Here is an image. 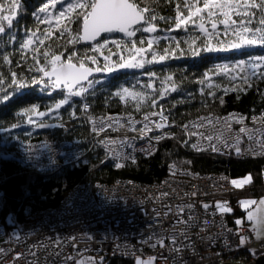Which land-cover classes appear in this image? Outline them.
Returning <instances> with one entry per match:
<instances>
[{
    "label": "trees",
    "instance_id": "16d2710c",
    "mask_svg": "<svg viewBox=\"0 0 264 264\" xmlns=\"http://www.w3.org/2000/svg\"><path fill=\"white\" fill-rule=\"evenodd\" d=\"M46 0H22V10L18 21L11 29V34H15L14 44L9 41L8 35L0 38V76L6 83L5 90H12L11 73L19 74L18 79L24 80L28 87L19 89L14 93L12 100L4 104L0 102V126L10 128L11 124L16 123L19 126L10 131H0V144L3 145V154L0 155V189L3 191V202L0 209L2 223L9 232H13L24 221L31 212L54 207L61 202L67 192L77 184L90 185L112 184L118 179H128L145 184H157L168 175L170 165L184 168L198 173H218L228 175L230 178H239L250 175L253 179V186L246 190L231 194L228 199L234 214H229L235 219L244 215L239 207V199L245 194L250 193L255 196L264 195V187H258L261 176V168L264 164V156L255 158L238 159L236 157H214L212 155L191 154L189 149L183 144V141H189L190 137L184 134L180 128L174 129L172 133L175 138H170L161 142L157 149L147 156L138 155L135 162L129 159L117 169L115 161L106 154L107 152L99 145L92 146V131L88 124L90 116H110L115 114H128L138 117L151 110H163L168 120L176 122L180 126L186 121L208 113L223 114L229 111H241L247 114H253L264 110V79L254 77L245 84L243 80L226 81L222 89L213 91L214 97L203 93L201 89L205 87L207 78L217 72V64L224 62H236L239 60L247 61L249 57L264 56V46L253 48L231 49L226 52H201L199 56L193 55L190 38L188 34L185 41L182 34L184 32L175 27L176 23V5L183 3V0H136L142 7L147 3L153 10L149 14L156 15L157 19L152 21L156 25V32L143 33L137 32L135 39L137 42L143 36L145 47H147V37L149 35H162L173 33L171 37H165L159 40L160 43L153 45L154 50L164 52L169 49L172 55L164 62H159L152 67H145L146 75L148 72L156 73V82H161L165 76H171V89L166 92L164 97H159V90L153 95L157 97V105L151 107L149 103L141 102L137 110L136 100H120L115 92L123 87L130 89H139L133 84V80H128L127 73L115 72L110 75V79L103 80L101 83H95L96 79H103L105 73L94 76L93 89L89 90L83 97H73L69 105H64L58 111L49 113L45 117H34L37 123L43 120L49 127H36L27 122V118H18L16 113L31 104H36L37 111L47 112L54 102L62 96L57 93L49 94V91H41L42 85H32L31 77L37 74L35 70L36 62L33 61V55L38 56L40 65L44 63L43 56L38 54L50 48L52 51L65 52V50H76L81 56L85 53L92 55L88 49L91 45H84L82 41L72 45L67 41L70 38L65 32L61 35L60 28L64 26L61 21L60 27L53 25L52 35L45 39V44L40 45L39 39H44L41 35L44 33L46 25L40 24V31L37 32L38 39L34 45L27 49H21L20 45L24 42L23 36L26 35V28L36 31L37 22L32 13L45 3ZM255 11V10H254ZM164 17L165 19H160ZM260 13L256 11L249 27H259ZM147 26V25H143ZM79 25H71L72 36H75ZM183 29V28H182ZM39 36L41 38H39ZM107 39L123 40L126 39L121 33H112L104 35ZM195 36H200L195 31ZM7 41V44L5 42ZM102 42V41H101ZM196 42L193 45L197 46ZM47 46V47H46ZM139 46V44H138ZM116 47L111 44L109 50L103 54L95 53L97 57V66L103 68L105 64L104 56L115 52ZM9 54L11 63L3 60V55ZM104 59V60H103ZM96 64L88 62V66L95 68ZM31 69V70H30ZM205 73H208L205 77ZM146 77V76H145ZM153 82V79L151 78ZM149 79L143 80V86L149 83ZM142 86V87H143ZM141 87V88H142ZM229 89L225 91V89ZM221 99L223 103H221ZM89 107L87 111L83 110V105ZM75 111L76 115L70 113ZM55 115H52L54 114ZM69 122L70 127L65 124ZM63 124V127L55 125ZM61 141L68 140L75 149L82 151V156L75 162L67 164L58 170L41 171L33 166L22 163L20 159L21 143H32L37 141ZM190 162V163H189ZM104 264H135L134 258L117 255H106Z\"/></svg>",
    "mask_w": 264,
    "mask_h": 264
},
{
    "label": "snow or ice",
    "instance_id": "6c2138e0",
    "mask_svg": "<svg viewBox=\"0 0 264 264\" xmlns=\"http://www.w3.org/2000/svg\"><path fill=\"white\" fill-rule=\"evenodd\" d=\"M58 5L59 10L55 11ZM21 10L22 0H0V38L4 35H8L9 41L14 44L16 39L15 34L9 35V33L18 21ZM152 11L153 10L147 3L142 7L136 2V0H46L45 3H42L37 10L32 13L33 18L37 22L36 31L26 28L25 34L28 36V39L24 40V42L20 45V48L27 49L30 45H34V42L37 39L36 34L40 31V24L46 25L44 33L41 34L44 36V39H39V44L44 45L45 39L52 35V20L55 19L57 27H60L62 20L64 21V26L60 28V32L61 35L65 32L68 33L70 37L67 41L68 44L72 45L81 40L93 42L91 47L88 49L92 55L85 53L84 56H81L76 50H65V52H59L52 51L48 48V50H44L42 53H39V50H37L38 54L43 56L44 63L40 65L37 55H33L32 59L36 62V73L42 75L39 76V79L36 75L32 76L31 84L42 85L41 91H49L50 95L57 93V90H59L58 94H60L62 98L56 100L54 104L47 109V112L37 111L38 106L36 104H31L28 107L20 109L15 114L16 117L21 119L27 118V122L36 127H49L50 125L45 124L43 120H40V122L37 123V120L34 119V117H45L49 113L58 111L62 106L69 105V102L73 97H83L89 92V90L93 89L94 81L89 79V77L94 72L112 73L118 69L144 68L145 64H152L157 61V59L159 61H164L167 58L169 49H165L164 54L162 55H158V53L152 51L151 60L145 58L147 53L153 48V45L156 43L158 38H149L147 40V47L144 46L145 40L143 39V36L139 42L135 39L137 32H140L141 30L143 33L156 32V25L152 23V21H155L157 17L156 15H151L149 18V14ZM185 11L187 13L186 15L184 14ZM256 11L260 13V26L252 28L248 25L251 24L252 19L256 15ZM233 17H239V19H234ZM193 18L200 21L199 30L205 35H208V29L205 27V23L210 22L211 28L214 32L217 29V25L222 24L225 28V35H228V29L231 28V35L235 37V40L228 43L227 48L223 46L213 48L211 44H206L203 48L194 49V56H199L201 52L208 53L228 51L230 49H241L246 46L255 45L264 46V0H183L182 5H176V28H180L181 25H187L189 21L195 22ZM160 19L165 18L160 17ZM72 24L79 25V29L75 36H72L71 33ZM143 25L147 26L145 27ZM112 33H123L126 39L109 41V39L102 35ZM110 43L114 44L121 52L126 51L128 53L127 60H125L124 56H121L120 62L110 64L107 63L110 57L105 56L104 59L106 63L103 68L99 66H96L95 68L88 66L89 61L92 64H97V57L95 53L101 52ZM5 44H7V41ZM3 60L6 63H11L9 54L7 53L3 55ZM235 65H247L251 69L252 74L255 75L258 68H264V56L249 57L247 61L239 60L235 62ZM215 67L217 69H222L225 73H227L229 65L217 64ZM147 74L150 82L145 87L147 89H154V85L151 83V78L156 76V73L148 72ZM207 75L208 73H205V77H207ZM18 76L19 74L16 72L11 73V91L4 89L3 86L6 81L2 76H0V102L4 104L9 103L17 90L28 87V84L24 80L18 79ZM259 78L264 79V72H261ZM164 80L171 81L172 77L165 76ZM243 81L245 84H249L248 77H243ZM162 83H164V81H162ZM175 90L176 88L173 85L171 91ZM228 90L229 89L227 88L225 89V91ZM167 91L168 89L162 88L158 93L159 97H164ZM201 91L203 92V89H201ZM115 95L119 96L122 101L125 100L126 95L131 96L137 102V110H139L141 102L149 103L151 107H155L157 105V97L155 95L150 96L147 92L143 91H130L127 87L118 89L115 92ZM207 95L212 97L215 96L212 91H209ZM221 103H223L222 99ZM88 107L89 106L87 104H84L83 110L87 111ZM70 115L75 116V111L73 110ZM157 115L160 117L159 122L153 120L151 123L155 125L156 129H162L165 127V121L167 120V117L163 114V110H161L160 113H146L144 115V121H149L150 116ZM229 118L216 117L213 119V117L209 115L207 117L198 118V123L190 121L189 124H182L180 127L186 136H196L201 140L208 141V146L213 152L221 151L219 145H223L225 148L233 147L236 154L240 155L242 153V148L240 147L241 137L239 134L246 133L248 135V139L251 141L253 140L254 133L259 132L260 129H248L247 127H241L239 129V134L233 137L231 125L227 123ZM89 119L93 121L94 132H103L104 128L110 124L112 118L109 117L107 121H95L92 117H89ZM253 120H256L255 116L253 117ZM243 121L244 118L241 116L236 122L243 124ZM217 124L222 127H215ZM206 125L208 126L206 131L192 130L205 128ZM261 125L264 127V113L261 114ZM18 126L19 125L16 123L11 124L10 128L0 126V131H10ZM55 126L63 127L64 125L61 123ZM129 126L135 131L134 123L132 122L130 116ZM150 131L151 128H149L148 123H145L140 129L142 134ZM165 136L175 138L174 133H164L163 135H156L154 139L159 142L164 139ZM233 139L234 143L230 145L228 141ZM213 141H215V143H212ZM99 143L104 144L107 147L108 144H116L117 142L115 140H100ZM256 143L260 145L259 154L264 155V138L256 137ZM121 144H123V141H121ZM183 144L185 147H188L189 141H183ZM191 147L197 152L202 150V145L199 143H192ZM26 151L28 152V158L31 159L30 146L26 149ZM143 151L150 155L152 153V148L150 146L147 149H143ZM248 151L251 152L252 155L257 154V151L251 147ZM108 152H111L116 157L117 161L120 160V152L114 151L110 148L108 149ZM128 158L129 157L127 155H124V159ZM132 160L135 162L134 157H132ZM52 162L55 163V161ZM115 167L119 169L122 167V164L120 162H116ZM169 167L171 169L174 165H170ZM248 180L249 177L245 176L243 181L232 180L231 183L236 187H240L244 182H248ZM193 195L195 196L196 193H193ZM238 203L239 206L246 212L247 220L252 222L251 232L255 235V239L264 245V198H260L258 201L253 199H241ZM253 205H258V207H250ZM185 207L191 210L194 206L191 204L178 206L180 214H183ZM203 207L207 209L209 206L204 204ZM215 207L220 213L234 214V209L227 201H217ZM193 219L194 218L189 215L186 220L178 219L176 221V223H183L186 225V229L181 233V236L189 241H191V238L187 235V229L193 226ZM207 224L208 221H204L203 225L198 224L195 226L201 227V229L204 230V225ZM234 225L236 227L235 229H232L227 228L225 224H222V233L218 236L210 235L208 237L209 243H213L222 237L223 247L231 250L233 247L229 239V235L231 234L234 235L238 241L235 247H246L250 243L251 237L244 234L246 231L244 228V219L242 217H237L234 220ZM90 238L94 239V237ZM72 239L75 240V237H72ZM148 239L151 240L152 237H149ZM200 239L203 240L205 237L201 236ZM170 244L171 247L169 248V251L173 253L186 251L187 248L191 246L190 244H183L175 235L171 236ZM151 246L168 248L169 239L166 237H157L156 243ZM248 250L252 254H255L257 251L255 248H249ZM0 251L4 250L0 249ZM22 255L23 253H17L14 259H18ZM154 259L155 258L152 256H149L147 259H142L137 256L135 258V264H153ZM181 259H183V257H181ZM90 264H104V258L100 257L98 262L95 261V259H92L90 260ZM173 264H175V259L173 260Z\"/></svg>",
    "mask_w": 264,
    "mask_h": 264
},
{
    "label": "built area",
    "instance_id": "2783aa9c",
    "mask_svg": "<svg viewBox=\"0 0 264 264\" xmlns=\"http://www.w3.org/2000/svg\"><path fill=\"white\" fill-rule=\"evenodd\" d=\"M149 112L160 113L161 110H153L146 113ZM146 113L136 118L128 114L125 117L117 114L106 117L90 116L95 121H107L109 117L112 118L110 124L104 128L103 132H95L96 138L92 143H97L106 150L110 148L120 152V159L122 160V156L125 154V146L116 148L112 144H108L106 147L99 141L112 140V136L123 132L126 134L125 140L129 136L127 142H131V148L133 149L137 145L135 148L137 149L143 146L144 144L142 143L144 142L148 144L146 140L149 139V134L163 135L166 133L170 122L168 120L165 121L167 129H164L165 127L156 129L151 121L159 122V115L150 116L149 121H144ZM262 113H264V110L246 117L241 113L231 111L226 114H211L210 116L213 119L216 117L229 118L231 114L227 123L237 124V127L232 130V136L235 137L239 134L241 127L264 129L261 122L253 120L254 116L260 117ZM163 114L166 116L164 112ZM129 116L134 123L135 131L129 126ZM207 116L209 115L206 114L200 117ZM239 116L244 118L243 124L236 122ZM200 117L190 121L198 123V118ZM248 120H252L255 125H246L245 123ZM189 122L185 124H189ZM145 123H148L151 131L142 134L140 129ZM88 124L93 130V121L89 118ZM65 125L67 127L71 126L69 122H66ZM215 127L219 128L218 124ZM207 128L208 126L206 125L205 128L192 130L206 131ZM107 129H110V131L107 132ZM256 134H259V132L254 133V136ZM239 135L240 137L243 136V134ZM198 140L201 139L197 137L195 142ZM252 145L250 144L249 146ZM29 146L31 159L28 158V152L26 151ZM20 150L22 163L33 166L38 170H58L72 161L75 162L81 156V151L75 149L66 140H41L32 143H21ZM1 154H3V148L0 144ZM108 155L113 160H116V157L111 152ZM247 155L252 154L250 152ZM52 161H55V163ZM188 174L190 175L189 179L185 177L175 179L172 176H168L163 180V183L161 182L159 187L146 186L139 188L138 185L130 187L117 185L118 187H115L113 186L114 184L103 186L104 188L95 187L98 190L96 191L97 197L88 194V187L83 188L84 186L81 187L82 185L78 184L64 196L58 206L32 215L26 223L21 225L19 230L16 231L17 233L15 231L8 232L6 226L1 222L0 216V249L4 250L0 251V264H78V262L79 264H86L85 262L88 261V258H92V255H101L102 257L117 255L133 258L142 256L144 259L152 256L155 258L153 264H173L174 259L175 264H221L222 262H243L245 259H249L251 263L258 256L263 255L264 245L256 239H251L246 247L237 248L235 245L238 241L234 235L230 234L229 239L233 245L231 250L223 247L222 237L213 243H209L208 237L210 235L218 236L222 233L221 225L224 223L208 221V224L204 225V230L195 226L198 224L203 225V222L208 220L205 218L207 214L208 216L216 214L214 212L216 207L211 203L208 204L205 201L206 197H202L207 192L210 194L212 184H208L206 178L201 177L199 179L197 174L192 172ZM193 193H196V195L194 196ZM149 194L152 195L146 197ZM197 200L200 203L199 207L202 205L203 210L195 205L191 210L185 207L183 214L179 213L178 206L197 204ZM2 202L3 194L0 190V209ZM204 204L209 207L205 209L203 207ZM51 215L55 216L45 219L46 216L50 217ZM189 215L194 218L192 221L193 226L187 229V235L191 238V241L181 236V233L186 229V225L176 223L178 219L186 220ZM244 228L246 229L244 234L250 236L248 228ZM25 235L27 236L25 237ZM172 235H175L183 244H190L191 246L180 253L170 252V238ZM201 236L205 237V239L201 240ZM20 237H24L26 242L31 240L29 246H32L34 251H29V247L26 244L18 245ZM72 237H75V240ZM90 237H94V239ZM149 237H152V239L149 240ZM157 237L168 238L169 247H152L151 245L156 243ZM39 244H41V248L37 247ZM19 247H24L28 252L18 259H14L17 253H22ZM249 248H255L257 250L256 253L252 254L248 250ZM242 250L247 251L249 257H238Z\"/></svg>",
    "mask_w": 264,
    "mask_h": 264
},
{
    "label": "rangeland",
    "instance_id": "374dc122",
    "mask_svg": "<svg viewBox=\"0 0 264 264\" xmlns=\"http://www.w3.org/2000/svg\"><path fill=\"white\" fill-rule=\"evenodd\" d=\"M58 10H59V5L57 6V9H55V11H58ZM184 14L185 15L187 14L186 11H185ZM233 18L234 19H239V17H233ZM193 19H194L195 22L189 21V23L187 25H181V27L179 28L180 30H182L184 32V34H182V36H183V39L185 41H187L185 39V37H187V30H188V34H190V36L193 37V38H190V43H191V48L192 49L203 48L206 44H211L213 48H217V47H221V46L227 48L228 43L230 41H232V40H235V37L231 35V32H232V29L231 28L228 29V35H225L224 25L218 24L217 25V29L214 32L212 30V28H211V23L210 22H206L205 23V27L208 29V35H205L204 33H201L200 30H199V23H200V21L198 19H195V18H193ZM55 24H56V21H55V19H53L52 20V25H55ZM195 31H198L199 34H200V36H195L194 37ZM171 34H173V33H168L167 32V34H165L166 36H162V35H159V36L158 35H154V36H152V35H149L147 37V40L149 38H158L156 40V44H157V43H160L159 42L160 39L165 38V37H168V36L171 37V39H173L174 38V36H173L174 34L173 35H171ZM39 38H41V37L39 36ZM25 39H28V36L27 35H24L23 36V41ZM37 39H38V37H37ZM109 41H112V39H109ZM198 41H199V43H198L197 46L193 45L194 43H196ZM256 46H258V45H255V46H246L244 48H253V47H256ZM110 47H111V43L108 46H106L101 51L102 54H103L104 51L109 50ZM115 50H116L115 52L109 54L110 59H109V61H107V63H110L111 64V63L120 62V57L121 56H124L125 60H127L128 53L126 51L125 52H121L117 48ZM152 51H155L156 53H158V55L164 54V52H161L159 50L151 49L147 53V55L145 56L146 59L151 60V52ZM101 52H99V53H101ZM218 52H226V51H217V52H214V53H218ZM171 55H172V53L169 50V52L167 54V58L164 61H166ZM104 57L105 56L103 55V58ZM164 61H159L157 59V61L153 62L152 64H145L144 68L118 69V70H116V71H114L112 73H106V72H104L105 73L104 78L103 79H100V78L99 79H96L95 80V83H101L103 80H108V79H110L109 78L110 75H113L115 72H119L120 71L121 73H124V72L127 73V77L126 78H128V80L130 78L131 81L133 80V84L134 85H138L137 87L139 89L136 90V89H134V88L131 87L129 89L130 91H135V92H141V91H143V92H147L150 96L153 95L155 91H157V90L160 91L162 88H166L169 91L172 88V86L170 85L171 82L170 81H165L164 78L162 79V81H164V83H162V81L161 82H156L155 81L156 80L155 77H157V76L152 77L153 82L151 81V83L154 85V89H147L145 86H143V80L144 79H149V76L146 75V73H145L146 71H144L145 67H152L153 65H155V64H157L159 62H164ZM105 63H106V61H105ZM223 64H228L229 65V68H228L227 73H225L222 69H217L216 74H214L213 76H209L207 78L205 87L203 88V93L206 94V92H209V91H212L213 92V91H217L218 89L225 88V87H223V84L226 81H235V80H238V79L243 80V77H248V79L251 80L254 77L260 76L261 72H264V68H258L256 70V74L253 75L251 69L247 65H244V66H236L235 65V62H231V61L230 62H224ZM96 66H97V64L95 65V67ZM217 85H218V87H217ZM125 99L134 100L131 96H128V95L125 96ZM151 111H153V110H151ZM229 112H231V111H229ZM235 112L241 113L242 115H245L246 117H250L251 115H254V114H257L258 113L257 112V113H253V114H247V113H245V112L243 113L241 111H235ZM226 113H228V112H226ZM226 113H223V114H226ZM211 114H218V113H208V115H211ZM52 115H55V113L52 114ZM117 115L124 116L125 117L126 114L124 113V114H117ZM110 116H112V115H110ZM198 117H200V116H198ZM239 117H241V116H239ZM134 118H136V117H134ZM192 119H194V118H192ZM192 119H189L186 122H189ZM167 120H168V118H167ZM256 121L257 122H261V116L260 117H256ZM168 122H170V121L168 120ZM124 123H125V121H124ZM245 124L246 125H248V124L255 125L252 120H248ZM168 125H169L168 129H167V125H165V128H164V129H167L166 133H172L174 129L180 128V125L177 124L176 122H172L171 121ZM230 125H231V129L232 130L237 127V124L236 123H233V124H230ZM218 126H219V128L221 127L220 125H218ZM181 130H182V128H181ZM91 131H92V135H93V139H92V142H93V140L96 138V134H95V132L92 129H91ZM106 131L108 132V131H110V129H107ZM155 134L156 133L149 134V139L146 140V142L148 144H146L144 142V143H142L144 145L141 146V147H139V148H137V149H135L137 147V145H135L133 147L134 150L131 148V146H132L131 142H127L129 136L125 140V137H126V134L125 133L122 132V133H119V134H116V135L112 136V140H115L117 142L116 144H112L113 147H116V148L119 147L120 148V147H124L125 146V154L124 155H127L129 157L128 159H124V155H123L122 156L123 157L122 160L120 159L119 161H117V159H116L114 161L115 162L123 163V162H125V161H127L129 159H132V157L135 158L138 155L147 156L148 154H146L145 151H143V149H147V148H149L151 146L152 153H153L157 149L158 145L161 142H163V141L168 140V139L171 138L170 136H165L164 139H162L159 142H157L154 139V137L156 136ZM130 135H131V132H130ZM242 137H241V142H240V147L242 148V153L240 155H237L236 154V152H235V150H234L233 147L225 148V147H223V145H219L221 151H219V152H213L211 150V148L208 146L209 145V142L208 141H206V140H198V141L195 142V140L197 139V137H194V136H191L190 137V140H191L190 141V146L189 147H186V149H189L191 151V154H200V153L201 154H204L205 153L206 155L208 154V155H212L214 157H229V156H232V157H236L238 159H244V158H251V157L252 158H255V157H262V156H264V155L259 154V150L258 149L260 148V145L256 143V137H262V138H264V129H260L259 134H256V136H253V141L252 142L248 139V135L246 133H244ZM66 141H68V140H66ZM121 141H123V144H121ZM192 142L193 143H199V144H201L202 145V150L200 152H197L196 150H194L191 147ZM212 143H215V141H213ZM228 143L230 145L233 144L234 143V139L233 140H229ZM92 144H93L92 146H94L97 143H92ZM142 144H140V145H142ZM245 144L247 145L246 147H245ZM250 144H253V145L252 146H249ZM97 145H99V144H97ZM99 146L102 149H104L107 152V154H109L108 150H106L101 145H99ZM250 147L253 148V149H255L256 151H258V154H256V155H247V154L250 153L248 151V149ZM245 155H247V157H245ZM81 156H82V151H81ZM81 156L78 159H80ZM72 162H70V163H72ZM41 171H46V170H41ZM47 171H50V170H47ZM191 172H192L191 170H186L184 168H178L176 166L173 167V168H171V169L169 167L168 168V175L166 177H168V176L171 177L172 176L175 179L185 177L186 179H189L190 175L188 173H191ZM192 173L193 174H197L198 177H199V179H201V177L202 178H206L207 179V183L208 184H212V188H211L210 194L207 192L202 197H206L207 199L205 201L208 204L211 203L214 207H215V204H216L217 201H221V202L227 201L229 203V205H230V201H229L228 197L231 194H235L239 190L240 191H243V190L248 189L249 187L251 188V186H253V184H254L253 183V179H252V177L250 175H246V176L249 177L248 182H244L242 184V186L236 187V186H234L231 183V181L232 180H240V181H243V179H244L245 176L239 177V178H230L228 175L218 174V173H198V172H192ZM181 174H184V175H181ZM163 180L161 181L162 183H163ZM211 181H212V183H211ZM161 182H159L157 184H145V183H140V182L132 181V180H128V179H118L116 182L112 183V185L114 184L113 186H115V187H118L117 185H125V186H129V187L132 186V185H138L139 188H144L146 186L159 187L160 184H161ZM77 185H75V186H77ZM106 185H111V184L96 183V184H93V186H92V184H90V185L80 184L81 187L84 186L83 188H87L88 187V189H87L89 191L88 194H90L93 197H97L98 196V194L96 193V191H98V190L95 187L104 188L103 186H106ZM257 186L258 187H264V164L262 165V168H261L260 181H259V184ZM74 187H72L71 189H73ZM120 187H122V186H120ZM101 188H99V189H101ZM146 189H148V188H146ZM1 192L3 194V191L2 190H1ZM137 192H139V191H137ZM151 195L152 194L146 195V197L151 196ZM213 195H215V196H213ZM260 198H264V195L255 196L254 194L247 193L243 197H240L239 200H241V199H253V200H257L258 201ZM196 203L197 204L194 203L192 205L193 206L196 205L197 207H199V204L200 203H199L198 200L196 201ZM59 204H57L56 206H58ZM250 207L255 208V207H258V205H253V206H250ZM50 208H53V207H50ZM199 208L202 209V205ZM46 209H48V208H46ZM240 209L244 212V215L241 216L244 219V227L248 228V230L250 232L251 239H255V235L251 232L252 222H250V221L247 220V214H246V212L241 207H240ZM43 210H45V209H41V210H37V211L31 212L29 214V216L24 221H22V223L15 230H13V231H15V233H17L16 231H18L19 228L21 227V225L23 223H26L28 221V219H30V217L32 215L39 214ZM214 212L216 214H214L213 216H211V215L208 216V214L205 216V218L208 219L207 221H209V222H217V223H224L226 226L231 227L232 229H235L236 226L234 225V220L236 218L233 219V218H231V216L229 214L220 213L218 209H216V211H214ZM195 213L197 214L196 211H195ZM53 216H55V215H51L50 217L49 216H46L45 219H49V218H51ZM6 229H7V227H6ZM26 236L27 235H25V237ZM21 239H23V240H21ZM18 240H20V241H18ZM18 240H17L18 241V243H17L18 245L26 244L29 247V251L30 250H33L32 249V246H29V244H31V240L29 242L28 241L26 242V241H24V240H26L24 237H20ZM37 247H40L41 248V244H39ZM19 249H21L23 255L28 252V250H26L24 247L23 248L22 247H19ZM100 257H102V256L101 255H97V256H93L92 255V258H88V261H86L85 263L86 264H90V260H92V259H95V261L98 262L99 259H100ZM139 257H141L142 259H144L142 256H139ZM238 257H249V255H248V252L247 251L242 250L240 252V255H238ZM135 258H134V263H135ZM223 263H225V262H222L221 264H223ZM229 263H231V264H248L250 262H249V259H245L243 262H234V263L233 262H229ZM253 263H255V260L253 262H251L250 264H253Z\"/></svg>",
    "mask_w": 264,
    "mask_h": 264
},
{
    "label": "water",
    "instance_id": "95a60500",
    "mask_svg": "<svg viewBox=\"0 0 264 264\" xmlns=\"http://www.w3.org/2000/svg\"><path fill=\"white\" fill-rule=\"evenodd\" d=\"M121 34H123V33H121ZM102 35H105V34H102ZM98 39H99V38H98ZM81 41H82V43H83L84 45H92V43H93V42H91V41H83V40H81ZM98 74H100V72H94V73L89 77V79H92L94 76H96V75H98ZM223 264H231V263H229V262H225V263H223ZM248 264H250V263H248ZM253 264H264V255L258 256V258L255 259V263H253Z\"/></svg>",
    "mask_w": 264,
    "mask_h": 264
},
{
    "label": "bare ground",
    "instance_id": "6f19581e",
    "mask_svg": "<svg viewBox=\"0 0 264 264\" xmlns=\"http://www.w3.org/2000/svg\"><path fill=\"white\" fill-rule=\"evenodd\" d=\"M204 115H206V114H204ZM1 147L3 148V145H1Z\"/></svg>",
    "mask_w": 264,
    "mask_h": 264
}]
</instances>
